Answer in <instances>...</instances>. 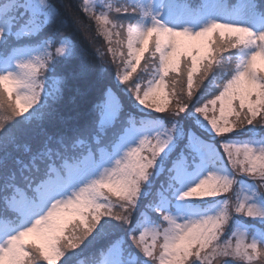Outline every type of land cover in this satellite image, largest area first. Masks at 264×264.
<instances>
[{
  "label": "snow or ice",
  "instance_id": "obj_1",
  "mask_svg": "<svg viewBox=\"0 0 264 264\" xmlns=\"http://www.w3.org/2000/svg\"><path fill=\"white\" fill-rule=\"evenodd\" d=\"M79 10L0 0V264H264V0Z\"/></svg>",
  "mask_w": 264,
  "mask_h": 264
},
{
  "label": "trees",
  "instance_id": "obj_2",
  "mask_svg": "<svg viewBox=\"0 0 264 264\" xmlns=\"http://www.w3.org/2000/svg\"><path fill=\"white\" fill-rule=\"evenodd\" d=\"M53 3L61 8L62 22L59 23L56 28V31L60 35H70L77 48L79 50H83L88 55H92L96 48L103 50L101 48V44L104 46L105 44L101 41L100 36L97 35L95 26L79 10V5L82 3V0H53ZM74 19L79 20L80 24H75L73 22ZM91 38L96 45H91ZM107 69L104 65L103 70L97 73L99 78L104 80V82H107V77L111 75L110 72L106 71ZM97 75H94L91 80L84 81L76 85L82 92H86L88 94L90 103L95 102V100L99 97V91L91 88V84L95 81ZM66 102L69 104L72 103L70 98ZM84 255L86 256L87 253ZM80 258L83 257H78L77 259Z\"/></svg>",
  "mask_w": 264,
  "mask_h": 264
},
{
  "label": "rangeland",
  "instance_id": "obj_3",
  "mask_svg": "<svg viewBox=\"0 0 264 264\" xmlns=\"http://www.w3.org/2000/svg\"><path fill=\"white\" fill-rule=\"evenodd\" d=\"M85 35V34H84ZM85 37H86V35H85ZM90 39V38H89ZM100 39H101V41H103L104 42V44H105V41H104V39H103V37H101L100 36ZM101 44V43H100ZM91 45H96L95 44V42H93V40H92V38H91ZM101 48L102 49H104L105 48V46L103 45V44H101ZM105 66H106V71H108V72H110L111 73V75L110 76H114V66L113 65H111V64H105ZM107 81V80H106Z\"/></svg>",
  "mask_w": 264,
  "mask_h": 264
}]
</instances>
